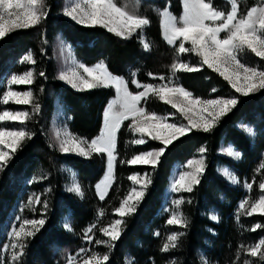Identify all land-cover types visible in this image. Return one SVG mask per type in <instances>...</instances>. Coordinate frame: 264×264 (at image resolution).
<instances>
[{"label":"trees","instance_id":"16d2710c","mask_svg":"<svg viewBox=\"0 0 264 264\" xmlns=\"http://www.w3.org/2000/svg\"><path fill=\"white\" fill-rule=\"evenodd\" d=\"M63 2L45 0L48 16L39 25L17 30L0 40V78L9 73H24L32 69L35 79L27 88L33 94V101L40 105L38 112L34 111L33 103L25 106L29 113L25 128L33 136L23 142L8 167L0 172V225L6 221L14 203L20 198L19 188L24 181H28V191L38 192L41 201L48 202L46 211L43 203L37 204L35 212L30 214L24 208L23 213L28 218L40 219L43 216L46 223L34 237L25 238L27 247L19 261H12L10 253L7 263L2 259L1 264H64L61 256L65 248L71 249L73 255H78L73 264H81V260L93 252L100 255L108 253L109 249L105 245H97L94 241L107 239L100 229L120 219L114 209L120 206L121 200L133 186L129 177L136 173L145 174V171H148L152 183L136 213L125 218L124 231L106 264H125L126 258L132 259L134 264H171L172 261L176 264H202V256L208 264H243L245 259L251 264H264V260L247 253L249 246L264 238V228L251 231L256 224L264 225V215H241L239 221L236 219L240 202L246 198L257 199L261 194L258 185L264 180V169L260 168L264 163V90L241 96L206 65L197 72H178L174 77L175 83L190 90L196 97L235 96L239 103L221 117L210 132L193 129L174 142L155 168L126 163L136 154L163 145L150 139L141 145L131 143L130 120L124 121L117 133L115 179L107 195L100 199L96 184L105 173L106 154H93L90 158L63 154L53 144L48 132L56 106L61 103L71 117L73 132L88 140L98 137L103 129L104 111L116 92L114 88L103 87L78 90L64 84L58 78L54 58L55 39L61 33L73 45L82 62L94 65L103 61L113 74L128 82L132 92L137 93L139 88L131 83L132 80L143 84L156 83L161 74L171 73L170 66L177 59L174 51L176 46L169 45L164 39L162 18L156 10L168 5L174 13L179 14L182 5L180 0H119L121 6H128V11L135 9L137 14L150 20L145 37L151 43V50L145 51L135 35L124 40L104 27H90L69 20L61 13ZM257 3V0H239V12L245 14ZM213 4L225 12L230 8L227 0H213ZM29 50L36 61L34 65L20 63ZM187 56L181 55L180 60L194 66L199 64L188 62ZM252 58L263 62L254 55ZM247 64L256 65L254 62ZM260 66L264 68V63ZM40 72L45 75L39 76ZM149 73L153 75L149 76ZM4 90L5 84L0 86V96ZM157 100L151 95L144 100L143 105L149 112L164 113L166 104ZM240 123L252 125L256 136L251 137L239 126ZM222 143L232 144L242 154V158L232 161L220 154ZM201 148L206 149L205 171L192 194L185 195L181 209L188 226L168 225L166 221L169 214L164 210L163 197L173 167L177 162L193 157ZM218 163L231 167L242 182L253 183L252 190L249 192L244 187L230 184L217 173ZM67 168L77 172L84 192L83 198L65 189ZM45 189H49L48 195ZM211 208L220 213L219 223L209 218L208 210ZM101 210L103 216L98 215ZM65 215H69L71 220V231L62 226ZM93 224L96 228L90 233L93 241L89 242L84 238V230ZM174 232L184 233L178 247L162 252V245ZM81 248L86 251L80 253ZM237 252L240 253L239 259Z\"/></svg>","mask_w":264,"mask_h":264},{"label":"snow or ice","instance_id":"6c2138e0","mask_svg":"<svg viewBox=\"0 0 264 264\" xmlns=\"http://www.w3.org/2000/svg\"><path fill=\"white\" fill-rule=\"evenodd\" d=\"M227 2L230 4V10L225 13L214 7L213 0H182L183 13L179 19L172 15L168 5L163 9L156 10L162 18L161 27L166 42L169 45L178 43V47L174 49L177 59L170 66L172 76L168 78L167 83L141 85L134 79L131 83L135 84L137 88H143V91L134 94L129 91L128 82L123 77L115 76L109 72L103 61L97 63L94 67H88L82 63L78 64V68L82 69L85 75H81L75 68L71 71V74L68 72L60 73V79L65 80L78 90L103 87L114 88L116 92V98L110 101L104 111V128L98 137L87 142L65 131L63 138L59 139V151L62 153H75L89 158L93 154L101 156L106 154L107 171L103 180L96 185L100 199H104L107 189L114 181L117 133L124 121L131 118V123L128 125L130 131L140 134V138L133 139L131 143L145 144L147 136L153 141H160L163 145L158 150L134 155L126 163L146 164L155 168L159 165L166 150L174 142L179 141L180 138L192 132L193 129L210 132L220 118L231 112L239 103L238 97L235 96L209 100L194 98L190 91L175 83L173 78L176 77L178 72H197L206 65L218 73L241 96L246 97L264 90V70L256 66H249L246 62H241L242 57L248 54H253L264 61V0H261L260 5L248 9L244 15L239 14V0H227ZM46 7L45 0H0V40L17 30L29 29L39 25L48 16V11L45 10ZM127 7V5L121 6L119 0H69L63 14L81 25L104 27L124 40L131 39L135 35L138 37L143 50L150 51L151 43L147 41L144 35L146 27L150 25V20L146 16L137 14L135 9L132 12L128 11ZM186 43H190V47H186ZM186 53L195 54L200 63L194 66L182 62L180 56ZM20 63L32 65L36 63L31 50L22 57ZM44 75V72L39 73L41 77ZM134 75L135 73H133ZM148 75L152 76L153 73ZM158 78L161 81L166 79L164 76ZM34 79L35 73L32 69L23 74H12L7 80L8 88L0 97V103L8 104L9 101L16 104L33 103L34 111L38 112L40 105L33 101L31 91L18 92L11 87L17 84L31 85ZM149 95L156 96L161 101L171 105L176 112L187 120V124L167 122L176 115V112L171 113L170 116H160L154 112L149 113L145 108L140 107L141 102L146 100ZM28 118L29 113L27 112L8 110L0 112V123L5 121L24 123ZM241 127L250 136H255L253 128L247 125H241ZM32 136V133L23 128L8 130L6 127L0 126V172L8 167L15 153L23 146V142L30 140ZM57 136L59 138L60 134L57 133ZM5 148L8 150L6 151ZM199 151L201 159L187 162L185 167L191 169V171L181 172L179 178L172 181L171 191L191 192L194 186L200 183V176L204 172L202 157L206 149L201 148ZM222 151L236 160L242 157V154L231 146L222 149ZM260 168L264 169V163L260 165ZM223 175L233 184L241 183L240 179L227 169L223 170ZM43 178L45 177H40V179ZM129 179L134 182V186L129 194L121 200L120 206L114 209L120 219H116L108 226L100 229V232L107 239L94 241L97 245H105L109 252L103 255L93 252L83 259V264H106L109 261V254L124 231L125 218L136 213L149 185L152 183L148 174H145L143 178L139 174H135L130 176ZM136 185L139 186V190H137ZM243 186L250 192L253 183L245 181ZM258 187L261 191L258 199L250 203L246 198L238 205L237 221L240 220L241 215H264V180L259 183ZM66 190L81 198L84 196L78 181H73ZM184 202L183 197H181L172 203L178 208ZM188 202L190 203V201ZM33 203H43L44 210H47L48 202L46 200L41 201L40 195L29 197L28 205ZM165 211L167 212L169 209H165ZM98 215L103 216V210ZM16 219L20 220L21 218L17 217ZM211 219L219 220L216 215H212ZM45 223L46 220L42 216L40 219H24L19 228L13 227L9 233L12 239L10 245L13 250L12 261L17 262L22 258L24 249L27 247L25 238L34 237ZM166 223L184 228L188 226L187 218L178 210L171 211ZM64 228L71 231V226L67 222L64 224ZM95 228L96 225L93 224L84 230V238L87 241H93L90 233ZM260 228H264V225L256 224L251 231ZM156 235H159V233H156ZM183 235L182 232L170 234L167 241L162 245L161 251L168 252L178 247L179 239ZM4 248L8 249L9 245H4ZM17 249L19 250L16 251ZM262 249H264V238L255 245L249 246L247 253L251 257H259L264 260ZM85 251L83 248L80 249V253ZM239 257L240 253L237 252V259ZM201 261L202 264H208L203 256ZM69 264H73L71 257L69 258ZM125 264H134V261L126 258ZM171 264H176V262L172 261ZM243 264H251V261L245 259Z\"/></svg>","mask_w":264,"mask_h":264},{"label":"rangeland","instance_id":"374dc122","mask_svg":"<svg viewBox=\"0 0 264 264\" xmlns=\"http://www.w3.org/2000/svg\"><path fill=\"white\" fill-rule=\"evenodd\" d=\"M258 3L254 6H258L261 4V0H257ZM181 2V5H182V0H180ZM69 3V0H64L63 2V6H62V10H61V13L64 17L68 18L69 20L73 21L71 18L65 16L63 14V10L64 8L68 5ZM215 7V6H214ZM253 7V6H252ZM217 8V7H216ZM218 10H222L220 8H217ZM46 10V9H45ZM230 10V8H229ZM228 10V11H229ZM169 11L172 13V15L176 16L177 19H179V17L182 15L183 13V7L181 9V12L179 14H176L174 13L170 8H169ZM223 11V10H222ZM227 11V12H228ZM225 12V11H224ZM225 12V13H227ZM240 15H244V14H241L239 12ZM246 14V13H245ZM75 22V21H73ZM77 23V22H75ZM144 35H145V32H144ZM223 36V34H221ZM176 48L178 47V43L175 45ZM186 47H190V43H186ZM188 54V53H186ZM185 55V54H183ZM182 55V56H183ZM252 55L253 54H248L246 56H243L242 59H241V62H254L256 65V67L260 68L261 70H264V68H262L260 65H262L264 63L263 62H260V61H256L252 58ZM54 58H55V61H56V64H57V70H58V78L60 77V73L61 72H68L69 74H71V71L75 68L77 71L80 72L81 75H85L83 73V70L78 68V64L82 63L84 64L85 66H88V67H94L97 63L101 62H97L96 64L94 65H87L86 63L82 62L76 55L75 51H74V47L73 45L64 37L62 36L61 33H59L55 39V43H54ZM188 58V62L191 61V62H199V58L195 55V54H188L187 56ZM260 59V58H259ZM261 60V59H260ZM106 65V64H105ZM249 65V64H248ZM251 66V65H249ZM108 69V67H107ZM109 72H111L109 69H108ZM112 73V72H111ZM12 74H23V73H9L8 75L6 76H3L0 78V86H3L5 84V90H7L8 88V85H7V80L11 77ZM113 74V73H112ZM115 75V74H113ZM116 76V75H115ZM160 76H164L166 79L164 81H161L160 79H158L159 81H157L156 83H149V84H153V85H160V84H164V83H167L168 82V78L172 76V73L168 74H161ZM120 77V76H119ZM60 79V78H59ZM174 79V78H173ZM64 84L68 85V86H71L70 84H68L65 80H62L60 79ZM125 80V79H124ZM126 81V80H125ZM141 85H144L143 83H140ZM172 86V85H170ZM12 89L14 91H18V92H26V91H29V89L27 88L28 85H25V84H17V85H12L11 86ZM72 87V86H71ZM185 88V87H184ZM76 89V88H75ZM128 89H129V86H128ZM186 89V88H185ZM233 89V88H232ZM188 90V89H186ZM234 90V89H233ZM129 91H131L129 89ZM139 91H143V88H139ZM138 91V92H139ZM190 91V90H188ZM235 91V90H234ZM132 92V91H131ZM191 92V91H190ZM4 93V92H3ZM134 93V92H132ZM192 93V92H191ZM135 94V93H134ZM193 94V93H192ZM3 94L0 96L2 97ZM151 96V95H149ZM155 98H157L158 100L157 101H160V102H163L166 104V106L163 107L164 110H166L164 113H156L157 115H160V116H170L171 113L173 112H176L175 109H173L171 107V105L167 104L166 102L164 101H161L158 97L154 96ZM193 97L194 98H197L194 94H193ZM233 96H230V97H211V98H201V99H204V100H209V99H217V98H231ZM116 98V95L114 98H112L110 101H112L113 99ZM200 98V97H198ZM143 102H141L140 104V107H144L143 105ZM110 103V102H109ZM27 104H16L12 101H9L8 104H3V103H0V112H3L5 110H8V111H12V112H26L25 110V106ZM108 106V105H107ZM146 109V108H145ZM147 112H149L147 109H146ZM149 113H153V112H149ZM155 113V112H154ZM70 120H71V117L70 115L68 114V112L66 111V107L64 105H62L61 103H58L57 106H56V110L54 112V115L52 117V120H51V125H50V128H49V132H48V135L51 139V141L53 142L54 145H56L58 148H59V139L60 138H63V134L65 131L67 132H70L72 133L73 135H75L76 137L78 138H82L84 139L85 141L87 142H90L91 140H88L86 139L85 137L83 136H80L78 135L77 133L73 132L72 129H71V126H70ZM130 120V123H131V118H129ZM167 122L169 123H185L187 124V120H185L183 118V116L176 112V115L174 117H171ZM129 123V124H130ZM241 125H247L251 128L254 129V127L248 123H243V124H239V126L241 127ZM0 126H3V127H6L8 130H19L20 128H23L24 130H26L25 128V122L24 123H20L18 121H5V122H2L0 123ZM103 128H104V124H103ZM244 129V128H243ZM255 131V129H254ZM102 132V131H101ZM100 132V134H101ZM57 133L60 134V137L58 138L57 136ZM132 133V137L133 139H139L140 138V134L139 133ZM255 136H256V132H255ZM254 136V137H255ZM253 137V136H251ZM151 138L150 137H147L146 136V140H148ZM155 143H160L162 144L160 141H154ZM229 146H231L234 150L238 151L232 144L230 143H222L220 145V149H219V153L220 154H223L224 156H226L227 158H229L230 160L232 161H237L236 159L228 156L224 151H222V149H226L228 148ZM159 148H152L148 151H152V150H158ZM5 150L7 151L8 149L5 148ZM148 151H144V152H148ZM143 153V152H142ZM63 154H73L75 156H78V157H83V156H80V155H77L75 153H63ZM140 154V153H139ZM138 155V154H136ZM116 156V154H115ZM203 161H204V171H205V167H206V163H207V156H206V153L203 154ZM242 158V157H241ZM240 158V159H241ZM201 159V154L200 152L196 153L193 157L189 158L188 160L184 161V162H177L175 164V166L173 167V170H172V173L170 175V178H169V182H168V185L166 187V190L164 192V197H163V202H164V210L165 209H169V211H167V213L170 215L171 214V211L173 210H178L181 212V209L183 207V204L179 205L178 208L177 206H175L172 202L174 200H177V199H180L181 197H185L186 194H192L191 192H193V190L195 189V187L197 185L194 186L193 190L191 192H186V191H181V192H173L170 190L171 188V183L174 179H178L179 178V174L181 172H186V171H191V169L185 167V165L187 164V162L189 160H199ZM239 159V160H240ZM264 159V158H263ZM264 162V160H263ZM116 163V161H115ZM131 165H137V166H149V167H152L151 165H146V164H131ZM229 170L230 172L234 173L237 177V173L231 168L229 167L227 164H221V163H218L216 164V171L218 174H220L222 177H224L230 184H232L233 186H236V187H244L243 186V183L241 180V183L240 184H233L232 182L229 181V179L227 177H225L223 175V170ZM67 171H68V179H67V182L65 184V189H67L68 187L71 186V184L73 183V181H78V183L80 184L79 182V178H78V174L75 170L71 169V168H67ZM106 171H107V162H106V170H105V173L103 175V177L98 181V183H100L103 178L105 177V174H106ZM74 174V175H73ZM136 174H139V173H136ZM145 174H148L149 176V173L148 171H145ZM145 174H139V176L141 178L144 177ZM204 174V172H203ZM202 174V175H203ZM135 175V174H134ZM202 175L200 176V179L202 177ZM239 178V177H238ZM114 179H115V167H114ZM114 182V181H113ZM113 182L111 183V185L113 184ZM97 183V184H98ZM96 184V185H97ZM28 181H24L22 182V184L20 185V188H19V196L20 198L16 200V202L14 203L13 207L11 208L10 212H9V215L6 219L5 222H3L1 225H0V264H1V261L2 259H5V263H7V258L9 257V254L12 253V249L10 247L11 243H12V239L10 238L9 236V233L12 231L13 227L15 226L16 228H19L20 227V224L22 223V221L24 219H37V218H28L26 216V213H23V210L24 208L26 207L27 208V214H30L32 212H35V208L37 207V204L36 203H33L32 205H28V199L30 196H35V195H39L38 192H35V191H28ZM81 186V185H80ZM133 186H134V182H133ZM132 186V187H133ZM111 187V186H110ZM109 187V188H110ZM137 187V190H139V186L136 185ZM82 188V187H81ZM109 188L107 189V192H106V195L109 191ZM245 188V187H244ZM132 189V188H131ZM246 189V188H245ZM83 190V189H82ZM248 190V189H246ZM46 191V195L49 194V189H45ZM131 191V190H130ZM249 191V190H248ZM129 194V193H128ZM105 195V196H106ZM261 195V194H260ZM104 196V197H105ZM258 199V198H257ZM256 199H253L251 198L249 201L250 203L251 202H254ZM212 215H216L219 220L216 221V220H213L211 219V216ZM208 216L209 218L216 222V223H219L220 222V213L214 209V208H211L208 210ZM17 217H20L21 219L20 220H17L16 218ZM70 218H69V215H65V217L63 218L62 220V226L64 227V224L67 222L70 224L71 226V222H70ZM4 245H9V248L8 249H5L4 248ZM64 260V264H66L68 261H69V258L71 257L72 260L76 261L78 259V255H73L71 253V249L69 250L68 248H65L62 250V256H61ZM81 264H83V259L81 260Z\"/></svg>","mask_w":264,"mask_h":264}]
</instances>
